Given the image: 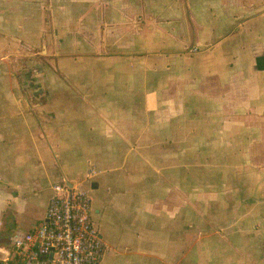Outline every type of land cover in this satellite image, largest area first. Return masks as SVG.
<instances>
[{
  "label": "crops",
  "instance_id": "obj_1",
  "mask_svg": "<svg viewBox=\"0 0 264 264\" xmlns=\"http://www.w3.org/2000/svg\"><path fill=\"white\" fill-rule=\"evenodd\" d=\"M79 187L99 264H264V0H0V246Z\"/></svg>",
  "mask_w": 264,
  "mask_h": 264
},
{
  "label": "built area",
  "instance_id": "obj_2",
  "mask_svg": "<svg viewBox=\"0 0 264 264\" xmlns=\"http://www.w3.org/2000/svg\"><path fill=\"white\" fill-rule=\"evenodd\" d=\"M44 217L0 246V264H99L104 242L91 217L90 196L64 183L51 185Z\"/></svg>",
  "mask_w": 264,
  "mask_h": 264
}]
</instances>
